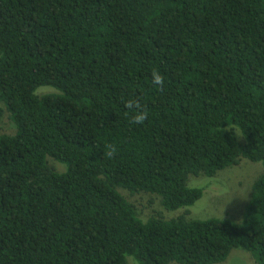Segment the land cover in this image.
Wrapping results in <instances>:
<instances>
[{"label":"trees","instance_id":"obj_1","mask_svg":"<svg viewBox=\"0 0 264 264\" xmlns=\"http://www.w3.org/2000/svg\"><path fill=\"white\" fill-rule=\"evenodd\" d=\"M4 112L0 264H264V0H0ZM241 159L240 221L143 220L122 193L175 211Z\"/></svg>","mask_w":264,"mask_h":264},{"label":"rangeland","instance_id":"obj_2","mask_svg":"<svg viewBox=\"0 0 264 264\" xmlns=\"http://www.w3.org/2000/svg\"><path fill=\"white\" fill-rule=\"evenodd\" d=\"M50 89L49 87H40L36 90V93L41 94L50 91ZM13 133L14 126L8 118V113L4 112L0 117V134ZM234 136L238 141L244 142L238 130L235 131ZM51 164L59 171L62 170V166L58 163L51 162ZM260 171V163H252L246 159H241L237 165L223 169L213 177L189 175L187 186L202 189V196L191 206L175 211L165 210L158 202L160 198L151 193L142 192L135 196H128L124 191L122 193L136 205V212L143 220L151 213H154L153 216L169 220L187 212L189 219L227 218L232 221H240L244 207L250 197L251 186ZM126 260L128 264L134 262L131 256H127ZM219 264H254V262L246 251L234 249L227 259Z\"/></svg>","mask_w":264,"mask_h":264},{"label":"clouds","instance_id":"obj_3","mask_svg":"<svg viewBox=\"0 0 264 264\" xmlns=\"http://www.w3.org/2000/svg\"><path fill=\"white\" fill-rule=\"evenodd\" d=\"M153 83L157 85L163 83L162 77L158 72L153 73ZM146 118H147V113L144 111H139L135 114L134 121L137 123H142L145 121ZM109 155H111V152L109 153Z\"/></svg>","mask_w":264,"mask_h":264}]
</instances>
